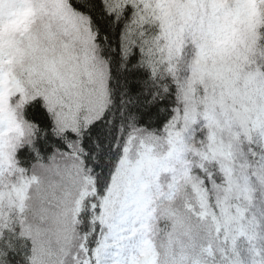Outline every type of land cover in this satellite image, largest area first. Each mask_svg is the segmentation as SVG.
I'll use <instances>...</instances> for the list:
<instances>
[{"label":"snow or ice","instance_id":"snow-or-ice-1","mask_svg":"<svg viewBox=\"0 0 264 264\" xmlns=\"http://www.w3.org/2000/svg\"><path fill=\"white\" fill-rule=\"evenodd\" d=\"M0 264H264V0H0Z\"/></svg>","mask_w":264,"mask_h":264}]
</instances>
